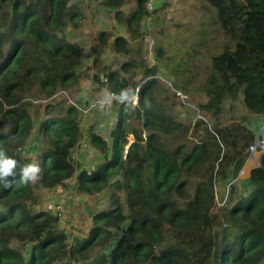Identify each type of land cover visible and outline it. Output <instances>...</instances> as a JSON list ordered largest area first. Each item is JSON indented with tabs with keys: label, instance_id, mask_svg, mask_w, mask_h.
I'll list each match as a JSON object with an SVG mask.
<instances>
[{
	"label": "trees",
	"instance_id": "trees-1",
	"mask_svg": "<svg viewBox=\"0 0 264 264\" xmlns=\"http://www.w3.org/2000/svg\"><path fill=\"white\" fill-rule=\"evenodd\" d=\"M99 1L119 12L128 0ZM134 1L123 18L132 40L140 22L158 8ZM205 1L229 43L211 56L200 115L177 120L154 98L153 79L137 88L116 70L93 73L117 95L111 101L116 116L109 122L110 144L91 135L103 160L93 170H77L76 188L84 194L109 186V205L94 214L90 238L69 247L58 215L36 205L39 188L53 189L76 170L71 156L79 137L77 105L44 116L29 149L34 153L22 154L32 120L16 103L19 92L33 87L48 96L64 95L80 77L83 44L70 41L73 31L66 30L76 25L79 11L70 0H0V152L17 162L7 178L10 186L0 181V264H53L108 230L113 243L92 264H264V153L245 179L233 180L254 133L241 118L218 120L226 104L240 100L264 121V0ZM125 43L123 36L113 42L130 54ZM134 66L127 60L120 68ZM122 90H129L127 100L121 101ZM212 116L216 122L210 123ZM33 163L41 168L39 179L26 184L21 169ZM223 181L229 190L225 199L216 191Z\"/></svg>",
	"mask_w": 264,
	"mask_h": 264
},
{
	"label": "rangeland",
	"instance_id": "rangeland-1",
	"mask_svg": "<svg viewBox=\"0 0 264 264\" xmlns=\"http://www.w3.org/2000/svg\"><path fill=\"white\" fill-rule=\"evenodd\" d=\"M69 4L79 11L76 25L66 30L73 31L68 37L70 41L83 44L84 56L76 67L80 77L64 95L59 92L48 96L42 90L41 93L35 92L34 87L19 92L16 105L27 108L32 120L30 133L20 145L22 154L34 153L29 149L44 116L71 105L79 108L96 101H109L110 95L117 96L107 89V84L94 80L93 73L105 76L106 71L116 70L136 81L137 88L144 81L153 79L154 98L164 102L177 120L185 121L200 115L197 105L206 100L204 83L211 68V56L229 43V38L214 22V12L205 0H158L150 9L158 8L140 22L138 37L133 40L123 18L135 8L134 0H128L119 12L106 8L99 0H70ZM99 33H102L100 38ZM117 36L125 37V44L131 45L130 54L115 48L113 42ZM127 60L133 61L135 66L124 71L120 65ZM174 82L179 88L174 87ZM111 105L86 114H80L79 109V112L76 111L79 137L71 156L76 170L61 185L49 190L39 188L37 191L39 203L36 208L58 215L57 227L65 232L69 247L90 238L91 230L95 227L94 214L109 205L105 196L109 186L92 193H79L76 174L79 169L93 170L103 160V152L90 140L91 135H97L110 144L113 124L109 122L116 116ZM227 106L224 116L218 115L219 121L241 118L253 133L259 131L264 139L263 120L251 115L240 100ZM214 117L209 118L210 123L216 122ZM133 124L136 125V122ZM132 138L129 134L125 148ZM258 156L259 152L250 158L252 165L244 171L247 156L233 180L239 182L245 179L250 170L260 163ZM227 188L226 181L217 184V195L225 199L229 193ZM105 235L95 236L85 250L76 252V248H73L66 258L53 264H92L94 258L105 253L113 243V231L108 230Z\"/></svg>",
	"mask_w": 264,
	"mask_h": 264
},
{
	"label": "clouds",
	"instance_id": "clouds-1",
	"mask_svg": "<svg viewBox=\"0 0 264 264\" xmlns=\"http://www.w3.org/2000/svg\"><path fill=\"white\" fill-rule=\"evenodd\" d=\"M121 101L129 98V90H122L119 94ZM138 100L137 96H134L133 103L136 104ZM263 154V153H262ZM17 166V162L5 156L3 152H0V181H6L5 187L10 186V181H7L8 177L14 175V169ZM41 168L38 164H28L21 169V179L24 183H35L39 179Z\"/></svg>",
	"mask_w": 264,
	"mask_h": 264
},
{
	"label": "built area",
	"instance_id": "built-area-1",
	"mask_svg": "<svg viewBox=\"0 0 264 264\" xmlns=\"http://www.w3.org/2000/svg\"><path fill=\"white\" fill-rule=\"evenodd\" d=\"M153 0H148V6L151 7L153 5ZM112 99H117V96L115 95H110V100L109 101H96L93 102L90 105H84L83 107H77L80 110V114H86L88 112H90L93 109H105V108H109L110 103L112 101ZM262 127H264V121L262 122ZM248 156L249 158L254 157V154L259 152V155H261L262 153H264V139L262 138V136L259 134V131H256L254 133V141L249 145L248 147ZM251 155V157H250ZM260 159V156H258ZM54 209V208H53Z\"/></svg>",
	"mask_w": 264,
	"mask_h": 264
},
{
	"label": "bare ground",
	"instance_id": "bare-ground-1",
	"mask_svg": "<svg viewBox=\"0 0 264 264\" xmlns=\"http://www.w3.org/2000/svg\"><path fill=\"white\" fill-rule=\"evenodd\" d=\"M251 159L250 158H248V160L245 162V166H244V171H246V169L249 167V166H251L252 165V163H251V161H250Z\"/></svg>",
	"mask_w": 264,
	"mask_h": 264
},
{
	"label": "water",
	"instance_id": "water-1",
	"mask_svg": "<svg viewBox=\"0 0 264 264\" xmlns=\"http://www.w3.org/2000/svg\"><path fill=\"white\" fill-rule=\"evenodd\" d=\"M129 146V145H128ZM128 146H127V148H128ZM261 157H262V154L260 155V159L259 160H261Z\"/></svg>",
	"mask_w": 264,
	"mask_h": 264
}]
</instances>
